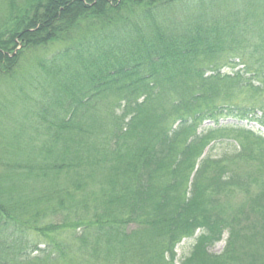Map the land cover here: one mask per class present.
<instances>
[{
	"label": "trees",
	"instance_id": "trees-1",
	"mask_svg": "<svg viewBox=\"0 0 264 264\" xmlns=\"http://www.w3.org/2000/svg\"><path fill=\"white\" fill-rule=\"evenodd\" d=\"M56 44L29 80L24 157L0 159V264H176L186 239L179 264H236L249 229L199 212L197 187L252 156L219 134L264 144L239 125L264 129V109L213 105L264 87V0H0V82L22 91L26 54ZM253 205L264 221V194Z\"/></svg>",
	"mask_w": 264,
	"mask_h": 264
},
{
	"label": "rangeland",
	"instance_id": "rangeland-1",
	"mask_svg": "<svg viewBox=\"0 0 264 264\" xmlns=\"http://www.w3.org/2000/svg\"><path fill=\"white\" fill-rule=\"evenodd\" d=\"M166 18L167 22L170 23L172 21V18ZM61 48L60 44L51 46L48 49L38 47L26 54L25 59L22 60V70H20V73L22 72L23 74L22 77L25 79L21 83L25 86L22 87V91L20 89V82H0V159H3L4 162L5 160L15 159V156H18V158L23 156L24 154L20 155L22 152H18L16 149L18 141H28V137L35 134L37 127L33 126V124H28L27 121L21 118V115L27 112L26 100L31 98L30 96H42L40 91L35 94L29 90V80L31 77L34 82L42 81L39 76L40 65L45 62L44 60H48L55 55L58 49ZM50 55L51 57H48ZM224 72H229V69H226ZM35 84L37 83L35 82ZM213 105H229L237 108L256 110L262 116V110L264 109V87H261L260 90L245 89L236 92L234 95L214 100ZM239 125L247 129L259 130L264 136V129H261L254 123L249 124L247 121H242ZM20 134L23 137L19 139L18 136ZM219 135L223 138L229 137V139L238 140L239 144L245 146L247 150L250 149L252 151V156L249 159L223 164L208 172V175L199 182L197 187V210L199 212L202 210L214 212L224 221L235 222L242 228L246 226L245 228L249 229L247 232L239 228L242 231L241 235H239L240 243L237 244V248L240 247L239 245H243L242 243L246 245L245 234L249 240L251 239V245H246V248H242V254L241 252L238 254L240 250L236 253L239 257V261L236 264H264V221L259 214V217L255 216L256 210H254L253 205L259 195L264 194V144L243 134L226 132ZM220 136L217 135L218 138ZM100 141L101 138L99 137L97 139L99 143L97 144H100ZM215 151L212 155L220 153L219 149ZM223 172L237 174L242 180H247L248 185L245 183L244 187H232L222 191L217 190L215 184ZM99 175L105 176V172L102 170ZM105 180L106 178L99 180V183L101 182L100 184L103 187L107 186ZM158 182L160 183L161 179ZM181 187H183L182 184ZM42 219V222L49 220L48 217H42ZM228 237L229 235L225 234L224 240L218 243L210 252L222 254L226 249ZM193 244L194 239H186L179 244L176 249V264H179L182 259L191 253ZM254 251H256V254H252ZM251 256H254V261ZM126 258L128 264H131L130 256H126Z\"/></svg>",
	"mask_w": 264,
	"mask_h": 264
}]
</instances>
